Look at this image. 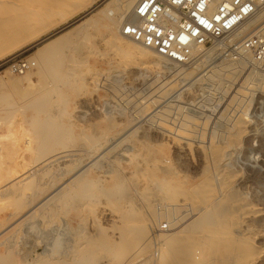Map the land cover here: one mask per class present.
<instances>
[{"label": "rangeland", "instance_id": "rangeland-1", "mask_svg": "<svg viewBox=\"0 0 264 264\" xmlns=\"http://www.w3.org/2000/svg\"><path fill=\"white\" fill-rule=\"evenodd\" d=\"M104 2L84 9V0H0V64L25 43L16 54L37 64L29 81L27 74L0 66V153L2 147L11 151L16 141L22 145L35 139V152L26 158L27 193L39 198L52 190L41 205L44 214L53 209L50 222L32 219L16 239V253L30 263L36 239L44 248L65 253L88 238L100 241L110 233H129L134 218L113 225L98 213L103 207L114 216L136 210L138 222L148 220L151 252L142 254L146 260L137 264H155L165 248L159 236L168 234L157 231L158 219L170 224L177 216L157 206L170 193L166 185L181 194L176 200L187 199V211L195 203L193 214L205 208L206 216L220 221L217 233L199 231L188 240L191 261L264 264V65L255 67L251 58L227 60L214 49L208 50L210 57L206 51L185 66L165 59L158 68L144 66L138 58L119 61L120 42L132 54L138 50L121 31L131 14L119 12L113 21L100 20L97 13ZM237 120L244 121L240 133H234ZM181 128H193L195 142L206 150L224 148L222 160L211 162L214 166L205 157L181 163L172 139ZM40 131L50 148L44 156L36 153ZM65 134L73 139L67 141ZM67 150L81 156L39 165L38 157L44 160L54 151ZM6 161H0V178ZM69 183L68 191L77 198L63 203L61 194ZM5 184L0 182V192ZM100 228L108 234H99ZM153 232L158 235L155 246ZM229 240L241 244L232 250L235 244ZM99 249L96 264H111V251Z\"/></svg>", "mask_w": 264, "mask_h": 264}, {"label": "bare ground", "instance_id": "bare-ground-1", "mask_svg": "<svg viewBox=\"0 0 264 264\" xmlns=\"http://www.w3.org/2000/svg\"><path fill=\"white\" fill-rule=\"evenodd\" d=\"M86 1L87 0H84V4H83L84 9H87V8L95 9V8H97L98 4H100L104 0H89L88 3ZM138 2H139V0H105L104 6L102 8L100 7L101 9H99V11L97 13V17L103 21H105V20L113 21V18L116 16V13L119 14V12H123L122 16H126L128 14H131V16H133ZM128 17H130V16H128ZM83 23H87V22H83ZM111 25H113V24H111ZM253 29L254 28L248 29V33H252L254 31ZM126 38L130 39L128 37H126ZM133 43H134V45L138 46V50H137L136 54H132V53L128 52L126 47H124L125 43L120 42V45L122 44L121 45L122 47L120 48L121 49L120 52H121L122 57L119 61L128 60L131 62V61L136 60L138 58L137 60L139 62H141L144 66L148 65L149 67L151 66L154 68H158L160 66V62L162 60L165 59L166 61H168L166 58L158 55L153 50L145 48L142 45L137 44L135 42H133ZM26 45H28V43H25L24 45L15 48L13 50L14 52L12 51L3 60L13 56L18 51H20L22 48H24ZM212 49L218 51L215 48H212ZM132 50H133V48H132ZM133 51L135 52V50H133ZM46 52H47V50H46ZM211 52H212L211 50L208 51L206 53V57H210ZM115 58H116V56H115ZM166 65H172V64H166ZM26 76H28V77H26V79L28 78L27 81H29L30 80L29 73H27ZM192 125H194V124H192ZM242 125H244V121L243 120H237V122L235 123L236 129L234 130V133L242 132V130H241L243 128ZM156 132H157L156 135L160 134L162 138H171V137H169V134H168V136L165 135L164 134L165 132L164 133L159 132V131H156ZM194 132H196V131L193 128L192 129L181 128V130L176 131V133H177L176 135L178 137L177 138L172 133V131H169V133H171L170 135L173 134L172 139H173V144L176 148L178 160L181 161V163L182 162L190 163L194 160L202 161V160H204V157H205L206 160L210 161L209 164L213 165V166L215 163L222 160L223 155H224L223 154L224 148L222 149L219 147H213V148L209 149L207 147V149H209V150H206L204 148L205 146L203 147V146H201L202 144L201 145L198 144L199 143L198 141L195 142V140H194L195 138L193 136ZM17 135H18V133H17ZM60 135H58V137ZM15 136H14V138H16ZM23 136H20V138H22ZM64 136L66 137L67 141H71L73 139L70 134H65ZM1 138L2 137H0V139ZM16 140L17 139H15V141ZM23 140H25V136L23 137ZM27 140H28V138H27ZM47 140L48 139L44 137V132L40 131L38 133V142H39L40 148H38L39 150H37V152H36L38 154V156H40V155L44 156L49 152L50 148L47 147V145L45 144L47 142ZM19 141H21V140L19 139ZM30 141L31 140H28V141L25 140V142L22 143V145L20 142L16 141L15 144L11 145V147L13 148V149H11V151L9 149L10 147H2L1 153H0L1 154L0 155V161H2V159L3 160L7 159L6 163H4V167L2 170L4 172L3 176H2V178H0V182L2 180H5L7 182V184H5V186L3 188L5 190L0 192V264H96L98 261V251H97L98 248H100V249L102 248V249H105L107 251H111V253H112L111 259H110L111 264H126V263L137 264L138 262L139 263L145 262L146 258L142 259L141 255L142 254L145 255V254H148L149 252H151V250H150V248H151L150 243L151 242L148 243L147 239H146V236L148 234L146 224H148V220L145 219L144 221L141 220L140 222H138V212L136 210H130L128 213H126V215L123 214V216H114L111 213H107L106 211H108V210L104 209L103 207L98 208L99 209L98 213L100 214L101 217H108L110 219V222L113 223V225H115L117 223L120 224L121 221H123L124 219L130 220L131 218H134L132 225L128 226V229L130 228V231L126 230V231H129V233H126V232H124L123 234L121 233L120 236H118V237H116L117 233L114 234L115 236L112 235V233H110V235H111V237L109 236L110 240H108L109 238L106 240H105V238H103L104 240L100 239V241H99V239H97V238H88L81 245L75 244L72 247V250L69 249V251L67 250L65 253H60V252L56 253L53 250L44 248L45 245L43 246V243L39 239H36L35 241H33L34 247H31L32 248L31 249V255H32L31 257L32 258L29 257L30 263H28L29 261L27 262L28 257H27V259H25L23 257L24 255L21 257V255L19 253H16L17 252V249H15L17 246L16 245V239L19 238L18 235H20L21 230L23 228H26V227L28 228V226H29L28 223L32 219H38V218L42 217V218H45L47 221L50 222V215H52V210H53V209L51 210V214L49 213V215H48V213L45 212V214H44V212L41 211L44 208L43 207L41 209V205L44 203V201H46L51 196L52 190L50 192V195H48V196L43 194V195H45V197L43 196L44 198L43 197L35 198V197H31V195L28 196L27 191H28L29 185H28V183H26L28 178L24 177L25 171L28 168L26 158H27L28 154L35 152V148H33L34 143L32 144V142H34L36 140L34 139V141H32V142H30ZM99 151H101V150L99 149ZM76 152H79V151L67 150V151H63L61 153L60 152L56 153V151H54L51 156H49L48 158H46L44 160H41V158H39L38 156L37 157H38L39 165H42L43 163H46V162L51 164V163H54L60 159H68V158H74V157L81 156L78 154H74ZM33 154H35V153H33ZM8 161H9V163L10 162L11 163L8 164ZM211 162H213L214 164H212ZM146 164H147V162H145V165ZM142 175H143V173H142ZM73 177L75 178V176H73ZM50 179H52V178H50ZM68 182H69V180H68ZM123 182L124 181L121 180V183H123ZM69 185H71V183H69L65 187V188H67L66 190L64 188V190L62 191L63 193L61 194V198L63 199L62 200L63 203L68 202V200L73 201L77 198L76 196H74L70 193V190L68 191L69 188L71 189V186L69 187ZM81 186H82V184H81ZM201 186L203 187L204 185H201ZM63 187H64V185H63ZM202 187H200L201 188L200 191H203L204 188L202 189ZM204 187L206 188L207 186H204ZM164 189L166 190V192H170V193L169 194L164 193V195L167 194V195H165V196H167V197H165L166 199L163 198L161 200H158L157 206L161 207V208L162 207H168V209H165V210H167L168 215L170 216V213L171 214L174 213V215H177V216H174V220L171 221L170 229L167 231L168 234H161L159 236V238L161 239L159 241V243H165L164 244L165 248L163 249L161 257L159 258V260H157L158 262L155 264H162V263H166V264H198V262L194 263L193 261H191L188 258V256L192 254V248H193L192 244L191 245L188 244V240L191 239L194 234L199 233V231L208 232L210 234L211 233H217L219 230L216 229V226L219 224L220 221L218 222V220H216L215 218L206 216V214H205L206 211L204 210L205 208L200 210L198 213L195 212L196 214H193V212L195 210V206H194L195 203L190 204L191 207H190L189 211L191 213L188 214L189 211L186 210L187 199L178 201L176 199H177L178 194H180L179 192H178V194H175L174 190L168 188V186H166V185H165ZM210 189H213V188L211 187ZM216 189H217V187H216ZM57 190H60V189H56V191ZM205 192H209L208 189L205 190ZM198 193H201V192H198ZM203 193H204V191H203ZM212 193H213V191H212ZM212 193H210V194H212ZM52 194H54V192ZM196 195H197V193H196ZM201 195L202 194H200V197H201ZM203 195L208 196V194H203ZM32 196H34V195H32ZM180 196H181V194H180ZM37 197H38V195H37ZM41 198H43V199H41ZM203 198H204V196H203ZM231 200L229 199L228 201H230V203H231ZM236 201H237V199H236ZM202 202H204V201H202ZM211 203H213V202H211ZM10 207H13L14 210L10 211ZM238 208H240V207H238ZM238 208H237V210H238ZM56 210H57V208H56ZM217 211L219 213L218 209H217ZM185 213H187V214H185ZM222 215H223V212H222ZM231 216H232V214H231ZM221 218H222V220H225L223 217H221ZM219 219H220V217H219ZM40 220H42V219H40ZM161 220L158 219L159 225L161 224ZM129 224H131V223H129ZM227 228H229V227H227ZM178 229H181V230L176 232ZM24 230H26V229H24ZM22 232H23V230H22ZM100 233H101V235L106 234V233L108 234V232L103 228L99 229V234ZM229 235H231V233ZM104 236L106 237L107 235H104ZM225 240H227V239H225ZM235 240H232V241L229 240V242L234 243L233 241H235ZM243 241H245V240H243ZM247 242H249V239L247 240ZM237 243H239V244H237ZM234 244H235V246H232ZM234 244H231L232 250H234V247L237 248L241 243L236 241ZM247 244L248 243H246V245ZM236 245H237V247H236ZM250 247L251 246H249V247L246 246V248H250ZM53 249L55 250L54 247H53ZM40 250H44V251L41 253H38ZM248 252L249 251H247V253ZM250 257H253V256H250ZM139 258L141 259V261L138 260ZM148 258H149V256H148ZM154 261H155V259H154Z\"/></svg>", "mask_w": 264, "mask_h": 264}, {"label": "built area", "instance_id": "built-area-1", "mask_svg": "<svg viewBox=\"0 0 264 264\" xmlns=\"http://www.w3.org/2000/svg\"><path fill=\"white\" fill-rule=\"evenodd\" d=\"M121 31L133 42L184 66L212 48L227 60L251 58L255 67L264 65V0H139ZM36 65L22 54L0 64L21 76ZM169 229L168 222L157 227L158 232ZM152 241L157 245L155 232Z\"/></svg>", "mask_w": 264, "mask_h": 264}]
</instances>
